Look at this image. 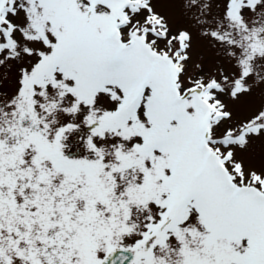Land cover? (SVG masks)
<instances>
[{"label":"snow or ice","instance_id":"snow-or-ice-1","mask_svg":"<svg viewBox=\"0 0 264 264\" xmlns=\"http://www.w3.org/2000/svg\"><path fill=\"white\" fill-rule=\"evenodd\" d=\"M0 264H264V0H0Z\"/></svg>","mask_w":264,"mask_h":264}]
</instances>
